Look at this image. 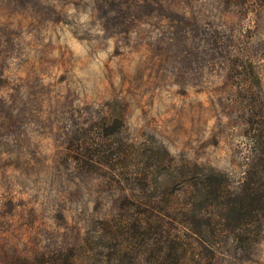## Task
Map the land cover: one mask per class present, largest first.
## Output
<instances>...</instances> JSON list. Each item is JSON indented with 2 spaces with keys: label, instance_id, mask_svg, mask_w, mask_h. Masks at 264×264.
<instances>
[{
  "label": "rangeland",
  "instance_id": "rangeland-1",
  "mask_svg": "<svg viewBox=\"0 0 264 264\" xmlns=\"http://www.w3.org/2000/svg\"><path fill=\"white\" fill-rule=\"evenodd\" d=\"M114 101L121 138L238 187L264 129V0H0V264L116 212L123 192L66 155ZM212 264H264V228Z\"/></svg>",
  "mask_w": 264,
  "mask_h": 264
},
{
  "label": "trees",
  "instance_id": "trees-1",
  "mask_svg": "<svg viewBox=\"0 0 264 264\" xmlns=\"http://www.w3.org/2000/svg\"><path fill=\"white\" fill-rule=\"evenodd\" d=\"M124 110L109 102L98 119L84 127L75 123L66 147L68 161L80 171L123 192L116 212L90 220L71 246L15 255L7 264H136L138 257L151 264H212L229 242L245 249L258 241L264 228V129L252 133L253 162L233 188L224 173L176 163L163 147L142 148L121 138Z\"/></svg>",
  "mask_w": 264,
  "mask_h": 264
}]
</instances>
